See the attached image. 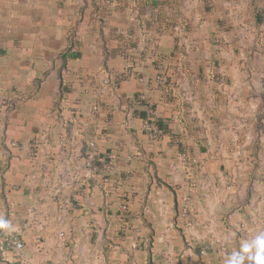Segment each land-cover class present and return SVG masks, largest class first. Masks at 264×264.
I'll return each instance as SVG.
<instances>
[{
    "label": "crops",
    "instance_id": "obj_1",
    "mask_svg": "<svg viewBox=\"0 0 264 264\" xmlns=\"http://www.w3.org/2000/svg\"><path fill=\"white\" fill-rule=\"evenodd\" d=\"M208 1L0 0V101H8L0 112V147L3 163L8 161L1 178L0 218L9 225L0 228V264H64L67 259L63 262L61 252L76 247L78 239L73 234L80 231L87 213L93 216L90 239L98 249L105 241L110 257L124 249L117 245V201L127 188L121 182L126 175L128 185L141 195V200H130L128 215L135 221L141 214L146 218L155 233L154 242L155 217L162 215L176 233L180 222L171 189L178 194L184 184L178 181L186 178L178 151L201 159L207 147L192 130L187 111L191 104L179 95V87L172 86L171 68L182 65L188 73L202 71L193 57L218 28ZM214 2L217 14L229 7L230 0ZM179 26L186 30L188 45L194 43L186 54L177 42ZM144 36L155 38L159 55L149 59L140 53L134 63L135 76L124 78L120 46L141 48ZM163 67L171 70L170 83L157 88L154 77ZM100 71L112 74L114 89L101 92L96 85L97 94H82L76 77ZM60 79L66 85L61 95ZM94 102L99 112L95 119H88L86 111ZM147 104L154 106L164 124V134L154 143L140 128ZM175 135L180 137L179 147ZM11 141L18 146L11 147ZM57 142L63 145L58 147ZM30 149L35 151L33 157ZM102 154L112 155L120 170L104 186L97 159ZM130 157L133 160L128 163ZM76 164L89 170L88 178L71 182L59 196L56 188L64 183L65 174L61 169ZM58 168L60 173L55 172ZM80 192L89 202H78ZM7 235L23 242L22 256L7 247Z\"/></svg>",
    "mask_w": 264,
    "mask_h": 264
},
{
    "label": "rangeland",
    "instance_id": "obj_2",
    "mask_svg": "<svg viewBox=\"0 0 264 264\" xmlns=\"http://www.w3.org/2000/svg\"><path fill=\"white\" fill-rule=\"evenodd\" d=\"M214 1H208L209 14H215L218 28L207 41H202V46L199 45L201 51L193 57L200 61L202 71L188 73L182 65L171 68L172 71L169 69L175 79L171 81L173 86L179 87V95L191 104L187 111L191 112L192 130L201 136L202 146L207 147V155L199 152L201 159L193 157L190 152L178 151L181 170L186 177L178 181L185 184L178 192L180 227L175 233L162 215L155 217V245L152 257L147 260L144 239L147 226L143 220L146 218L135 221L128 215L130 200L136 197L141 200V195L128 185L129 176L126 175L121 182L127 188L118 195L117 201L119 206L123 196L129 200L125 217H121L119 211L117 216L118 249L120 246L124 249L111 257L108 248H103L105 252L98 249L90 239L89 223L93 216L87 213L80 231L73 234L78 239L76 247L61 252L63 262L67 259L64 264H225L233 251L241 250L242 243L251 242L264 232V0H230L229 7L217 11V14ZM185 33L186 30L179 26L176 38L186 54L187 50L194 48V43L188 45L190 41ZM126 65L124 62V78H127L124 75ZM167 69L163 67L157 74ZM105 76L110 78L107 87L102 84ZM88 78L101 92L113 90L116 85L115 78L106 71L76 77L83 81ZM186 82L192 86L184 87ZM90 106L92 104L86 111L88 119H95L98 113L94 115ZM106 107L112 109L111 105ZM149 116L154 121L157 112ZM145 121L146 118L140 128L146 136ZM174 138L179 147L180 137L175 135ZM57 145L63 144L57 142ZM253 146L257 148L256 157L252 155ZM128 160L129 163L133 159ZM88 171L77 164L70 169H61L65 174L64 183H59L56 188L59 196L71 182L78 178L87 179ZM119 171L113 157L99 169L101 184H109ZM55 172L60 173V168ZM79 195V203L89 202L82 192ZM183 213L186 217L182 216ZM139 226H143V230L138 229ZM197 249L199 253L195 254ZM254 253L255 249H252Z\"/></svg>",
    "mask_w": 264,
    "mask_h": 264
},
{
    "label": "built area",
    "instance_id": "obj_3",
    "mask_svg": "<svg viewBox=\"0 0 264 264\" xmlns=\"http://www.w3.org/2000/svg\"><path fill=\"white\" fill-rule=\"evenodd\" d=\"M111 4L110 1H108L107 5ZM109 12V10H108ZM143 46L141 48L138 47H129L128 45H126V43L122 44L120 46L119 49V58L121 60H123L124 62L127 63V65L125 66L124 69V75L127 78H131L135 76V68H134V63L135 60L137 59V57L139 56L140 53L144 52L146 56H148L149 59H154L155 57H157V55L159 54V45L157 44L155 38H149L148 36H144L143 37ZM166 69V68H165ZM169 74V70H162L160 73L157 74V76L155 77V81L156 84L159 88H161L164 83L167 80V76ZM177 75V73H175ZM138 80L140 82H144L143 78L140 77L138 78ZM76 82H79V87L81 88V93L82 94H97V91H95L96 84L91 82V79L88 78L87 80L83 81V79H76ZM110 83V78L105 76L103 78L102 84H104V87H107V85ZM173 86V85H172ZM71 88L72 89H76V87L71 84ZM140 98L144 99V96L141 94ZM8 105V101L6 99H2L0 101V112H2ZM98 102H94L92 104L91 107V111L94 113V115H96L99 112V107H98ZM154 109L147 107V113L148 116L146 118L145 121V131H146V136L147 139L150 142H155L158 137H160L164 131L162 129H158L153 121H152V117L149 116L150 115H154ZM89 146L94 147V141L93 140H89L88 142ZM9 145L11 147H17L18 143L15 141H11L9 142ZM35 154V151L33 149H30L29 155L30 157H33ZM113 156L110 154H104V155H100L98 156V162L101 163V167L106 163L109 162L107 161V159H112ZM192 162H195V159L192 160ZM3 164V154H2V149L0 147V188H1V167ZM75 178H77L75 176ZM77 180V179H76ZM129 203V200L126 196H123L120 200L119 206H118V211H119V215L121 217H125V213L127 210V205ZM184 211H187L186 209H184ZM183 217H186V214L183 213L182 214ZM183 219V218H182ZM4 242L6 243L7 247H9L10 249H13L16 253L17 256H22L23 255V249H24V245L23 242L17 237V236H5L4 237ZM55 264H58V262H56Z\"/></svg>",
    "mask_w": 264,
    "mask_h": 264
},
{
    "label": "clouds",
    "instance_id": "obj_4",
    "mask_svg": "<svg viewBox=\"0 0 264 264\" xmlns=\"http://www.w3.org/2000/svg\"><path fill=\"white\" fill-rule=\"evenodd\" d=\"M8 222L0 218V228H8ZM252 249L255 253L252 254ZM264 264V232L258 234L251 242L241 245L240 251H233L226 259L225 264Z\"/></svg>",
    "mask_w": 264,
    "mask_h": 264
},
{
    "label": "trees",
    "instance_id": "obj_5",
    "mask_svg": "<svg viewBox=\"0 0 264 264\" xmlns=\"http://www.w3.org/2000/svg\"><path fill=\"white\" fill-rule=\"evenodd\" d=\"M64 58V57H63ZM170 82H169V80H166V82L164 83V86H168V84H169ZM64 84V82H63V80L62 79H60V81H59V94L60 93H62L63 91H64V89H65V86L63 85ZM61 95V94H60ZM147 107H150V108H153L154 106H152L151 104H147ZM153 109H155V108H153ZM144 116H145V118H147V116H148V113H147V110H146V113L144 114ZM153 123H154V125L156 126V127H158V128H161V129H163L164 130V124L162 123V122H160V120L157 118V119H155L154 121H153ZM2 142V141H1ZM3 144V143H2ZM2 147H3V145H1ZM205 150V149H204ZM252 155H253V157H256L257 156V148L256 147H254L253 146V148H252ZM8 161L6 160V163H7ZM6 163L4 162L3 164H2V167H1V174L3 175V171H4V166H6ZM2 175H1V178H2ZM0 190H1V188H0ZM172 191H173V195H174V211H175V217H177V218H179L180 217V213H179V196H178V194L177 193H175L174 192V189L172 188L171 189ZM0 193H1V191H0ZM118 214V213H117ZM141 218L143 219L144 217H142V214H141ZM144 220V223H145V225L147 226H145L146 227V229H147V234L145 235V237H144V239H145V242H146V244H145V248H146V251H147V260L148 259H150V257H152V252H153V247H154V245H155V242H154V237H155V233H154V231H153V229L151 228V226H150V224L147 222V220L146 219H143ZM175 222V221H174ZM177 228V227H176ZM106 242L107 241H105L104 243L106 244ZM118 245V244H117ZM118 247H119V245H118ZM103 248H107V245H105V246H103ZM102 248V249H103ZM105 249H103L102 251L103 252H105ZM102 252V253H103ZM199 253V250L197 249V250H195V254H198Z\"/></svg>",
    "mask_w": 264,
    "mask_h": 264
}]
</instances>
